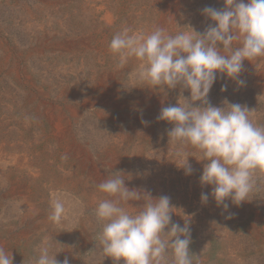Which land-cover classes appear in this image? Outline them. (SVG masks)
Here are the masks:
<instances>
[{
    "label": "rangeland",
    "instance_id": "rangeland-1",
    "mask_svg": "<svg viewBox=\"0 0 264 264\" xmlns=\"http://www.w3.org/2000/svg\"><path fill=\"white\" fill-rule=\"evenodd\" d=\"M229 1L0 0V264H264V0L247 49Z\"/></svg>",
    "mask_w": 264,
    "mask_h": 264
},
{
    "label": "bare ground",
    "instance_id": "bare-ground-1",
    "mask_svg": "<svg viewBox=\"0 0 264 264\" xmlns=\"http://www.w3.org/2000/svg\"><path fill=\"white\" fill-rule=\"evenodd\" d=\"M258 1V0H257ZM181 2V1H180ZM264 2V1H263ZM258 3V2H257ZM181 4V3H180ZM248 1L246 0H230L229 1V4H228V7H227V11H228V14H226L225 16H223L222 18V22H221V27H223L224 30H227V26H233L235 25L236 23V26H239V30H238V37H239V41H240V44H242L243 47H245V49H247L246 47L247 44H248V41H249V35L247 34L248 31H254L255 28L252 27L251 24H246L244 26H242L240 28V25H241V22L244 18H242L241 16L245 13V8L244 9V6L245 5H248ZM224 5V4H223ZM244 5V6H243ZM251 5V4H250ZM252 7V6H251ZM166 8V7H165ZM261 9H257L258 10V13L261 15V19L258 21V24L260 26V35L262 36V39H261V45H255V46H251L252 50H253V53L255 54L258 50L261 52V54L263 56H260V57H256L254 55V57H252L250 59V61L247 63L246 67H245V71H249L251 70L252 68H254L255 64L257 63V67L260 69L259 73L257 74V76L252 80L254 81L255 85H257L260 89V91L262 92V94H264V5H262V7H260ZM251 10V8H250ZM254 10V9H253ZM165 11V9L163 10ZM226 11V9H225ZM145 12V11H144ZM255 13V12H254ZM257 13V14H258ZM253 14V11L250 13V15ZM258 14V15H259ZM156 15V14H155ZM223 15V14H222ZM189 21V20H188ZM236 22V23H235ZM167 26V25H166ZM158 27V26H157ZM165 27V26H164ZM163 27V28H164ZM249 27H252V28H249ZM251 29V30H250ZM256 31V30H255ZM215 36V35H214ZM137 37V36H136ZM219 39V38H218ZM77 43V42H76ZM218 43V42H217ZM59 44V42H58ZM58 46V45H57ZM79 46V45H78ZM218 47V45H217ZM70 50V49H69ZM96 53V52H95ZM204 55V54H203ZM101 58V57H100ZM100 60V59H99ZM218 66V65H217ZM222 69V68H221ZM263 69V70H262ZM240 73V72H239ZM249 77V76H247ZM107 78V77H106ZM238 79V78H237ZM102 81V80H101ZM108 81V80H107ZM100 82V81H99ZM101 86V85H100ZM106 86V85H105ZM108 87V86H107ZM106 87V88H107ZM105 92V91H104ZM91 99V98H90ZM112 99V98H111ZM88 100V99H87ZM86 100V101H87ZM147 100V99H146ZM151 100V99H150ZM99 102V101H98ZM150 102V101H149ZM148 102V103H149ZM157 103V101H155ZM111 103V102H110ZM155 103V104H156ZM94 104V103H93ZM112 104V103H111ZM121 104V103H120ZM150 104V103H149ZM102 105V104H101ZM114 105V104H113ZM150 105H148L149 107ZM113 107V106H112ZM111 107V108H112ZM123 107V106H122ZM106 108V107H105ZM146 108V107H145ZM150 108V107H149ZM37 109V108H36ZM144 109V108H143ZM152 109V108H151ZM58 110V109H56ZM117 110V109H116ZM119 110V109H118ZM146 110V109H145ZM121 111V110H120ZM154 111V110H153ZM47 112V111H46ZM52 114V113H51ZM50 115V114H49ZM48 115V116H49ZM104 115V114H103ZM109 115V114H108ZM44 118V117H43ZM63 119V118H62ZM71 119V118H70ZM131 119V118H130ZM48 120V119H47ZM51 121V119H49ZM55 120V119H54ZM64 120V119H63ZM69 120V119H68ZM126 121V120H125ZM151 121V120H150ZM123 122V121H122ZM137 122V121H136ZM124 123V122H123ZM50 125V124H49ZM66 125V124H64ZM50 127V126H49ZM70 127V126H69ZM51 128V127H50ZM67 128V127H66ZM57 131H60V129L57 127ZM70 131V130H69ZM208 132V131H207ZM71 133V131H70ZM199 134V133H198ZM67 136V135H66ZM53 138V137H52ZM58 138V136H57ZM63 140V139H62ZM198 141V140H197ZM56 142V141H55ZM69 144V142H68ZM57 145V144H56ZM75 145V143H74ZM74 147V146H73ZM80 147V146H79ZM83 147V146H82ZM76 148V147H75ZM82 149V148H81ZM76 150V149H75ZM78 151V150H77ZM82 151V150H81ZM80 151V152H81ZM71 152V151H70ZM79 152V153H80ZM69 153V152H68ZM78 153V154H79ZM84 153V152H83ZM82 153V154H83ZM85 154V153H84ZM83 154V155H84ZM88 154V153H87ZM68 155V154H67ZM66 155V156H67ZM69 156V155H68ZM73 156V154H72ZM91 158V157H90ZM115 158V157H114ZM79 159V158H78ZM6 160V159H5ZM86 160V159H84ZM82 160V161H84ZM104 162V161H103ZM82 163V162H81ZM91 163V161H90ZM93 163V162H92ZM107 164V163H106ZM108 165V164H107ZM87 167V166H85ZM90 168V167H89ZM113 168V167H112ZM15 169V168H14ZM93 169V168H92ZM26 171V170H25ZM88 171V170H87ZM98 171V170H97ZM84 172V171H83ZM90 172V171H89ZM86 173V172H85ZM87 174V173H86ZM89 175V174H88ZM99 175V174H98ZM93 176V175H92ZM104 176V175H103ZM37 177V176H36ZM97 177V176H96ZM100 178V177H99ZM35 179V178H34ZM94 179V178H93ZM102 179V178H101ZM107 181V180H106ZM99 182V181H98ZM102 182V181H101ZM136 194V193H135ZM138 194V193H137ZM143 198V197H142ZM152 198V197H151ZM154 198V197H153ZM257 234V233H256ZM17 245V244H16Z\"/></svg>",
    "mask_w": 264,
    "mask_h": 264
}]
</instances>
